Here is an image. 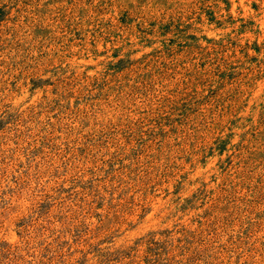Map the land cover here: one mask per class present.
Masks as SVG:
<instances>
[{"label": "rangeland", "instance_id": "rangeland-1", "mask_svg": "<svg viewBox=\"0 0 264 264\" xmlns=\"http://www.w3.org/2000/svg\"><path fill=\"white\" fill-rule=\"evenodd\" d=\"M0 264H264V0H0Z\"/></svg>", "mask_w": 264, "mask_h": 264}]
</instances>
